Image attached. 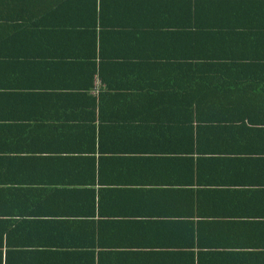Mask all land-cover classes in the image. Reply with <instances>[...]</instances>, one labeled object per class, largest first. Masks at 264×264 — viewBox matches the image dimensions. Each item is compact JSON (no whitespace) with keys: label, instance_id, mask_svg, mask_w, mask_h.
Returning <instances> with one entry per match:
<instances>
[{"label":"crops","instance_id":"obj_1","mask_svg":"<svg viewBox=\"0 0 264 264\" xmlns=\"http://www.w3.org/2000/svg\"><path fill=\"white\" fill-rule=\"evenodd\" d=\"M211 53L264 0H0V264H264V61Z\"/></svg>","mask_w":264,"mask_h":264},{"label":"trees","instance_id":"obj_2","mask_svg":"<svg viewBox=\"0 0 264 264\" xmlns=\"http://www.w3.org/2000/svg\"><path fill=\"white\" fill-rule=\"evenodd\" d=\"M217 48H220L222 46H224L223 43L217 41ZM256 42V41H253ZM212 57H216L215 60H209L210 62H215L218 64H227L228 66H232V65H245L246 68L249 67H257L258 66V62H262L264 61V56H260L257 57V55H250L249 56H245L242 57L240 60V55L237 54H220V53H211ZM188 60H186L187 63ZM216 73H224L223 71H216ZM256 73V72H255ZM233 90H235L233 88ZM238 94H248L251 96H255V95H260L262 93H264V90L260 89L259 87L249 83L246 87H239L236 88ZM235 90V91H236Z\"/></svg>","mask_w":264,"mask_h":264}]
</instances>
